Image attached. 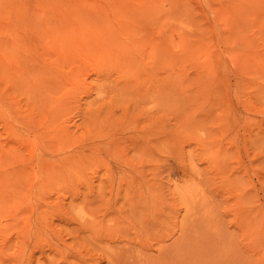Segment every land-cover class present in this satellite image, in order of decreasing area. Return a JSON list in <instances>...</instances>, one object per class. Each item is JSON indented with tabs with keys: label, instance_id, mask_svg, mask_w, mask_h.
Wrapping results in <instances>:
<instances>
[{
	"label": "rangeland",
	"instance_id": "rangeland-1",
	"mask_svg": "<svg viewBox=\"0 0 264 264\" xmlns=\"http://www.w3.org/2000/svg\"><path fill=\"white\" fill-rule=\"evenodd\" d=\"M0 264H264V0H0Z\"/></svg>",
	"mask_w": 264,
	"mask_h": 264
}]
</instances>
